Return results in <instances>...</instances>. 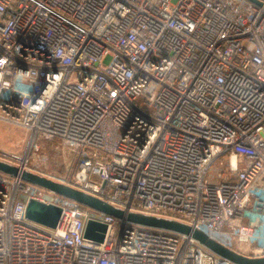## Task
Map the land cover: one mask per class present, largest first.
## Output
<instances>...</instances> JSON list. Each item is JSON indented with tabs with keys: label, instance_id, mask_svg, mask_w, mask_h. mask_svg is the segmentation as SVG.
<instances>
[{
	"label": "built area",
	"instance_id": "built-area-1",
	"mask_svg": "<svg viewBox=\"0 0 264 264\" xmlns=\"http://www.w3.org/2000/svg\"><path fill=\"white\" fill-rule=\"evenodd\" d=\"M255 1L0 0V123L24 134L0 162L264 258ZM31 200L61 210L55 229L27 218ZM0 264L233 263L0 172Z\"/></svg>",
	"mask_w": 264,
	"mask_h": 264
},
{
	"label": "water",
	"instance_id": "water-1",
	"mask_svg": "<svg viewBox=\"0 0 264 264\" xmlns=\"http://www.w3.org/2000/svg\"><path fill=\"white\" fill-rule=\"evenodd\" d=\"M250 1L257 3L255 0ZM0 172L11 177L20 178L21 180L38 187L53 191L54 193L75 201L84 207L111 216L121 222H127L146 227L166 229L178 232L180 234L188 235L207 247L213 253L224 259H227L233 264H264V258H247L228 248H224L219 243L211 240L203 232L195 230L182 223L151 216H145L141 214L126 213L84 192L59 183H55L36 174L22 171L19 168H15L3 162H0ZM26 216L29 220L35 223L41 224L51 229H55L61 217V210L55 206L45 205L38 201L31 200L27 205ZM106 230L107 228L105 225L90 220L86 226L85 238L97 243H102L104 241Z\"/></svg>",
	"mask_w": 264,
	"mask_h": 264
},
{
	"label": "rangeland",
	"instance_id": "rangeland-1",
	"mask_svg": "<svg viewBox=\"0 0 264 264\" xmlns=\"http://www.w3.org/2000/svg\"><path fill=\"white\" fill-rule=\"evenodd\" d=\"M23 138L24 134L21 130L9 128L8 126L0 123V147L2 149L10 148L18 150V141H22ZM48 155L52 156L53 154L48 153ZM215 166H218V163H216Z\"/></svg>",
	"mask_w": 264,
	"mask_h": 264
}]
</instances>
